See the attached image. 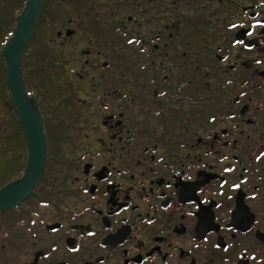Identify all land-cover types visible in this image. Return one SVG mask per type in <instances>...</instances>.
<instances>
[{
	"label": "flooded vegetation",
	"instance_id": "af4514ba",
	"mask_svg": "<svg viewBox=\"0 0 264 264\" xmlns=\"http://www.w3.org/2000/svg\"><path fill=\"white\" fill-rule=\"evenodd\" d=\"M69 15L55 39L77 42L73 74L51 106L28 91L49 117V179L39 212L9 211L31 233L21 264H264V0Z\"/></svg>",
	"mask_w": 264,
	"mask_h": 264
},
{
	"label": "trees",
	"instance_id": "16d2710c",
	"mask_svg": "<svg viewBox=\"0 0 264 264\" xmlns=\"http://www.w3.org/2000/svg\"><path fill=\"white\" fill-rule=\"evenodd\" d=\"M82 1L83 0H45L43 14L25 55L23 71L28 91L32 93L38 90V93L45 95V99L50 106L52 105L53 92L56 90V83H54L53 79H61L64 76L70 77L73 74L71 62L73 61V54L75 52L71 51L68 44L58 42L55 39V28L58 24H63L64 28H66L69 24L71 6H73L74 2L80 4ZM111 1L115 4L117 2V0ZM25 4L26 0H0V51L12 36L16 26V19L22 13ZM82 65L83 62H81V66ZM32 78L41 79L40 83L37 84ZM0 101L1 103L3 102V104L10 103V110L16 118L15 124L17 126L10 138L12 148L8 146L5 147V145L0 147V188H2L22 175L25 169L26 144L22 127L7 89L5 64L1 53ZM47 115L46 113V128L48 127L47 119L49 118ZM51 153V148H49L50 156ZM10 154L11 161L9 159ZM48 179L49 175H45L41 186L38 187L36 195L38 198L35 196L26 203L29 204V209L39 212V202L42 199L40 189L41 187L47 186L46 181ZM32 210H27L30 216L35 213L32 212Z\"/></svg>",
	"mask_w": 264,
	"mask_h": 264
},
{
	"label": "water",
	"instance_id": "95a60500",
	"mask_svg": "<svg viewBox=\"0 0 264 264\" xmlns=\"http://www.w3.org/2000/svg\"><path fill=\"white\" fill-rule=\"evenodd\" d=\"M44 1L26 0L13 34L1 52L8 90L26 139L27 163L20 178L0 188V214L17 209L32 198L47 164L44 120L36 98L28 95L23 75L24 57L42 16ZM72 33L67 31V36Z\"/></svg>",
	"mask_w": 264,
	"mask_h": 264
},
{
	"label": "rangeland",
	"instance_id": "374dc122",
	"mask_svg": "<svg viewBox=\"0 0 264 264\" xmlns=\"http://www.w3.org/2000/svg\"><path fill=\"white\" fill-rule=\"evenodd\" d=\"M76 8L82 9L84 12L82 15H77L75 21L78 20L81 22L82 27H87L89 30V36L94 35V30L92 29V21L91 17L87 15V11L84 10V5H77ZM64 28L63 24H58L55 28V33L59 29ZM77 42L73 41L72 46H76ZM71 46V45H70ZM71 46V47H72ZM70 47L71 51L72 48ZM2 51V50H1ZM0 51V53H1ZM105 51V50H104ZM111 62V61H109ZM76 71H81L80 68H75ZM16 118L14 117L12 111L7 109L4 106L3 102L0 101V147L5 145V147L12 148L10 144V138L14 133V129H16ZM26 155V151H25ZM9 158V157H8ZM7 158V159H8ZM11 161V154H10ZM50 167L54 164V154L51 153L49 158ZM0 165H1V155H0ZM14 213H6L0 215V264H21V252L27 251V247L25 245L27 242H30V231L29 228H19L16 231L8 230L9 220L13 218ZM35 215H33L34 217ZM11 218V219H10ZM29 227V226H28ZM35 229L34 227H31ZM36 232V231H35ZM12 236V238H10Z\"/></svg>",
	"mask_w": 264,
	"mask_h": 264
}]
</instances>
